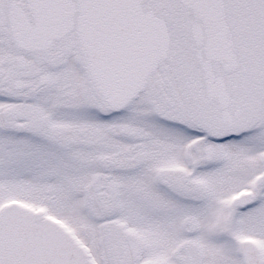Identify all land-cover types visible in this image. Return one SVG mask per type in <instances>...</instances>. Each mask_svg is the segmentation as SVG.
Instances as JSON below:
<instances>
[{"label": "snow or ice", "instance_id": "6c2138e0", "mask_svg": "<svg viewBox=\"0 0 264 264\" xmlns=\"http://www.w3.org/2000/svg\"><path fill=\"white\" fill-rule=\"evenodd\" d=\"M0 264H264V0H0Z\"/></svg>", "mask_w": 264, "mask_h": 264}]
</instances>
